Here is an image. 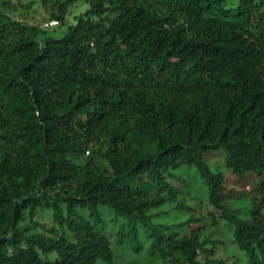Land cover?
I'll return each instance as SVG.
<instances>
[{"label":"trees","instance_id":"trees-1","mask_svg":"<svg viewBox=\"0 0 264 264\" xmlns=\"http://www.w3.org/2000/svg\"><path fill=\"white\" fill-rule=\"evenodd\" d=\"M48 1L62 21L79 0ZM88 1L61 36L43 41L38 27L0 13V264L112 262L111 242L95 227L100 206L122 217L121 242L138 245L144 233L148 257L206 264L200 256L212 252L196 231L180 234L152 218L179 194L170 179L181 166L197 169L249 264H264L260 206L242 217L223 203V174L203 159L220 148L238 177L264 176V7ZM108 3L114 15L103 18ZM90 145L108 170L76 163ZM40 206L75 239L20 228L25 210L38 224ZM179 206L189 211L187 223L200 219L194 204Z\"/></svg>","mask_w":264,"mask_h":264},{"label":"rangeland","instance_id":"rangeland-1","mask_svg":"<svg viewBox=\"0 0 264 264\" xmlns=\"http://www.w3.org/2000/svg\"><path fill=\"white\" fill-rule=\"evenodd\" d=\"M258 6L264 7V0H253ZM237 0H226L228 7L235 6ZM107 6V4H106ZM108 10L103 14V18L114 15L111 12L112 5L108 3ZM89 9L88 0H79L70 6L64 14V19L57 25H45L52 19V6L48 0H0V13L8 14L12 19L24 24L33 25L39 28L36 35L38 41L52 36L59 37L66 30L69 23H74L79 15L84 14ZM90 17H95L90 15ZM150 145H146V150ZM203 159L214 172L223 174V203L237 208L242 217L249 216V210L254 204L260 206L264 213V176L260 172H247L243 177H238L227 165L224 150L208 149L203 154ZM90 161L97 165L101 170H108V165L98 153L96 145H90L88 149L79 153L76 163L84 168L85 162ZM176 178H171L179 189L176 198L157 207L152 212L155 221L167 223L172 229L180 234L190 233L192 230L205 242V247L211 250L208 258L202 254L201 261L206 264H218L222 260L227 264H249L248 257L234 241V226L227 223L220 215L219 210L213 207L208 201L207 186L199 176L194 166H181L174 171ZM180 203L194 204L196 215L199 220L187 223L189 211L179 206ZM62 213L66 214L65 205L62 203ZM101 221L96 224V228L108 237L114 251L112 262L97 259V264H169L168 260L152 259L147 256L149 239L140 233V243L120 241L117 235L122 217L116 216L114 211L107 206H100ZM81 214L87 215L86 209H79ZM33 220L30 221L28 211L23 213L22 220L18 223L19 227L29 226L30 231L39 232L47 236L63 234L70 240L75 239L74 232L70 231L65 224L55 221L51 208L38 207ZM50 228L55 229V233L50 232ZM47 259H54L55 254L44 256Z\"/></svg>","mask_w":264,"mask_h":264},{"label":"built area","instance_id":"built-area-1","mask_svg":"<svg viewBox=\"0 0 264 264\" xmlns=\"http://www.w3.org/2000/svg\"><path fill=\"white\" fill-rule=\"evenodd\" d=\"M59 23V21L55 18H52L50 20H48L45 25H57Z\"/></svg>","mask_w":264,"mask_h":264}]
</instances>
